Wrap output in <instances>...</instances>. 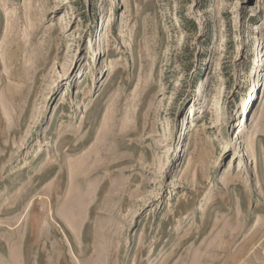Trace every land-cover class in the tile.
Returning <instances> with one entry per match:
<instances>
[{
	"label": "rangeland",
	"instance_id": "obj_1",
	"mask_svg": "<svg viewBox=\"0 0 264 264\" xmlns=\"http://www.w3.org/2000/svg\"><path fill=\"white\" fill-rule=\"evenodd\" d=\"M263 95L264 0H0V264H264Z\"/></svg>",
	"mask_w": 264,
	"mask_h": 264
},
{
	"label": "bare ground",
	"instance_id": "obj_2",
	"mask_svg": "<svg viewBox=\"0 0 264 264\" xmlns=\"http://www.w3.org/2000/svg\"><path fill=\"white\" fill-rule=\"evenodd\" d=\"M108 23H109V21L107 22V26L109 25ZM262 100H264V95H263V97H262ZM193 113H195V111H192V115H193ZM195 116H196V115H194V116L192 117V119H194ZM189 118H191V117H189ZM246 123H247V122H246ZM246 123L242 124V125L238 128V129H239V135H245V134L248 132V130H247V128H246ZM241 137H242V136H241ZM238 140H240V138H239Z\"/></svg>",
	"mask_w": 264,
	"mask_h": 264
}]
</instances>
